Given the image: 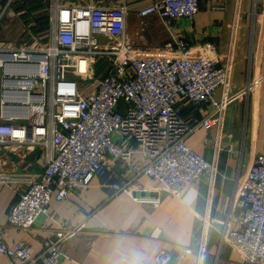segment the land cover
I'll return each instance as SVG.
<instances>
[{
    "label": "built area",
    "instance_id": "obj_1",
    "mask_svg": "<svg viewBox=\"0 0 264 264\" xmlns=\"http://www.w3.org/2000/svg\"><path fill=\"white\" fill-rule=\"evenodd\" d=\"M11 1L0 10V24ZM46 8L44 41L27 30L26 43H0V147L45 149L41 171L21 177L26 185L7 212V224L30 228L49 214L55 187V197L63 199L74 181L87 184L116 162L120 178L144 175L177 196L198 176L213 172L214 160L186 144L193 125L181 105L207 106L199 124L220 128L227 103L253 85L228 93L230 54L220 62L214 42L192 45L180 37L156 49L136 46L126 31L124 2L51 0ZM198 8L199 0H154L136 15L191 23ZM76 77L90 82L82 86ZM135 152L145 156L144 167L135 164ZM234 181L241 213L222 238L241 253L242 264H264V154H256ZM80 229L61 223L55 241L37 255L23 241L8 246L0 240V252L13 264H59L56 242ZM154 260L172 264V255L160 248Z\"/></svg>",
    "mask_w": 264,
    "mask_h": 264
},
{
    "label": "crops",
    "instance_id": "obj_2",
    "mask_svg": "<svg viewBox=\"0 0 264 264\" xmlns=\"http://www.w3.org/2000/svg\"><path fill=\"white\" fill-rule=\"evenodd\" d=\"M50 1L32 0L28 8L29 0H18V6L8 7L3 22L7 21L0 24V43H26L25 31L31 30L29 22L21 20L42 12ZM99 1L127 5L126 31L134 45L156 49L175 37L192 45L212 41L220 62L231 56L228 93L246 90L248 82L253 85L227 103L218 130L199 124L207 106L182 103L181 114L193 125L186 144L215 163L213 172L198 176L178 196L144 175L120 178L116 162L87 184L74 181L63 199L55 197V187L49 214L19 229L7 224V212L26 185L23 178L41 171L45 149L1 146L0 240L8 246L26 242L37 255L55 241V229L64 223L81 229L56 242L62 254L59 264H156L154 254L160 248L169 250L172 264H242L241 253L222 232L236 227L241 213L233 196L236 176L246 172L256 154H264V0H199L191 23L156 15L138 18L136 11L154 0ZM4 2L0 0V10ZM133 158L144 167L145 156L135 152ZM0 264L13 262L0 252Z\"/></svg>",
    "mask_w": 264,
    "mask_h": 264
},
{
    "label": "rangeland",
    "instance_id": "obj_3",
    "mask_svg": "<svg viewBox=\"0 0 264 264\" xmlns=\"http://www.w3.org/2000/svg\"><path fill=\"white\" fill-rule=\"evenodd\" d=\"M20 4V2H18V0H12L11 2H10V6H9V8H13L12 6H18ZM22 4V3H21ZM21 8H22V6H21ZM48 11H49V9L48 8H46L45 7V9L42 11V12H39V13H37V14H32V15H27L26 16V18L24 19V20H21V21H27V22H29L28 24H29V26L28 25H26V26H28V27H30L29 28V30H31L30 32H31V35H36L37 37H38V39H39V41H40V43L42 42V41H44L43 40V38H45V36H46V32H44V33H40L41 32V26H39V25H41V24H39V18H42V17H47V25H48ZM50 12V11H49ZM7 13V12H6ZM8 14V13H7ZM7 14H5V16H4V19H5V17L7 16ZM7 18V17H6ZM4 19H3V21H4ZM157 21H155V22H158V19H156ZM2 21V24H3V26L5 25V22L7 21V19L5 20V22H3ZM134 22L133 21H131V26H132V24H133ZM142 23H144V20L143 21H139V24H141L142 25ZM47 25H45L46 27H47ZM136 25V24H135ZM129 29H130V27L129 26H127ZM1 29V28H0ZM29 32V31H28ZM40 33V34H39ZM157 35L159 34V33H156ZM131 41H132V39H131ZM69 75H71V74H69ZM79 81H80V84L82 85V86H85V85H87L89 82H90V80H83V79H80V78H78V77H76ZM2 84V79H1V72H0V85Z\"/></svg>",
    "mask_w": 264,
    "mask_h": 264
},
{
    "label": "trees",
    "instance_id": "obj_4",
    "mask_svg": "<svg viewBox=\"0 0 264 264\" xmlns=\"http://www.w3.org/2000/svg\"><path fill=\"white\" fill-rule=\"evenodd\" d=\"M31 4H32V0H29V2H28V8H31ZM47 23V17H42V18H39V24H41L42 26H41V30L43 31V33L44 32H46V26L45 25H47L46 24Z\"/></svg>",
    "mask_w": 264,
    "mask_h": 264
}]
</instances>
